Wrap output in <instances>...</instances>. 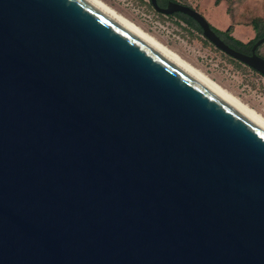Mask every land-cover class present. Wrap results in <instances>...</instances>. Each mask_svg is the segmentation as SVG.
Wrapping results in <instances>:
<instances>
[{"label":"water","instance_id":"95a60500","mask_svg":"<svg viewBox=\"0 0 264 264\" xmlns=\"http://www.w3.org/2000/svg\"><path fill=\"white\" fill-rule=\"evenodd\" d=\"M0 264H264V126L90 0H0Z\"/></svg>","mask_w":264,"mask_h":264},{"label":"rangeland","instance_id":"374dc122","mask_svg":"<svg viewBox=\"0 0 264 264\" xmlns=\"http://www.w3.org/2000/svg\"><path fill=\"white\" fill-rule=\"evenodd\" d=\"M149 34L264 119V77L226 56L175 17L157 13L149 0H100ZM200 12L210 26L247 43L264 31V0H176ZM264 56V44L259 48Z\"/></svg>","mask_w":264,"mask_h":264},{"label":"bare ground","instance_id":"6f19581e","mask_svg":"<svg viewBox=\"0 0 264 264\" xmlns=\"http://www.w3.org/2000/svg\"><path fill=\"white\" fill-rule=\"evenodd\" d=\"M97 6H99L101 9L106 11L108 14L113 16L115 19L120 21L122 24L127 26L129 29L134 31L136 34L141 36L143 39L148 41L150 44L155 46L157 49H159L161 52H163L165 55L170 57L172 60H174L176 63L181 65L183 68H185L187 71H189L191 74L196 76L198 79H200L202 82L207 84L209 87H211L213 90H215L217 93L222 95L224 98H226L228 101H230L232 104L237 106L239 109H241L243 112H245L247 115H249L251 118L256 120L258 123H260L262 126H264V119L259 116L256 112L251 110L248 106L244 105L242 102H240L237 98L232 96L230 93H228L226 90L221 88L219 85L214 83L212 80L207 78L205 75H203L199 70H196L193 68L190 64H188L186 61H184L181 57H179L175 52L168 49L166 46L161 44L159 41H157L155 38L150 36L149 34L145 33L141 28L137 27L135 24L131 23L127 19L123 18L121 15H119L117 12H115L113 9H111L109 6H107L105 3H103L100 0H90Z\"/></svg>","mask_w":264,"mask_h":264},{"label":"trees","instance_id":"16d2710c","mask_svg":"<svg viewBox=\"0 0 264 264\" xmlns=\"http://www.w3.org/2000/svg\"><path fill=\"white\" fill-rule=\"evenodd\" d=\"M166 1H173V0H161L160 3H166ZM150 3V2H149ZM151 5V4H150ZM161 5V4H160ZM162 6V5H161ZM171 17H175L180 23H184L186 24V26H188L189 28L193 29L194 31H196L197 33H201V30L200 28L196 25V23L191 20L190 18H187L186 16L184 15H181V14H175V15H169ZM211 29L217 34L219 35L220 37L223 38L224 42L229 46L231 47L232 49L236 50V51H240L242 48H249L250 45L252 44V42H249L248 44H244L243 42L237 40L236 38H234L232 36V27L229 26L226 30L224 31H221V30H218L214 27L211 26ZM256 34L257 36H261L264 34V31L263 32H259L256 30Z\"/></svg>","mask_w":264,"mask_h":264},{"label":"flooded vegetation","instance_id":"af4514ba","mask_svg":"<svg viewBox=\"0 0 264 264\" xmlns=\"http://www.w3.org/2000/svg\"><path fill=\"white\" fill-rule=\"evenodd\" d=\"M160 1L161 0H156V3H157V5L159 6V7H161V8H163V7H166V5L169 3V2H175V3H179V4H181V5H184V6H187V7H189V8H191V9H193L194 11H196V12H198L195 8H192L190 5H187V4H183V3H180V2H178V1H176V0H173V1H166V3H160ZM150 2V1H149ZM162 6H161V5ZM201 16H203L200 12H198ZM178 14V13H177ZM175 15V14H174ZM181 15H183V14H181ZM184 16H186V15H184ZM187 18H190V17H188V16H186ZM204 17V16H203ZM191 19V18H190ZM192 20V19H191ZM216 34V33H215ZM217 35V34H216ZM264 35V34H263ZM263 35H261V36H257V34L254 36V38L251 40V41H249V42H252V44L250 45V47L249 48H242L240 51H238V52H240V53H242V54H245V55H251V49H252V47H253V45L260 39V38H262L263 37ZM219 36V35H218ZM219 38L224 42V40H223V38L222 37H220L219 36ZM249 42H247V43H244V44H248ZM225 43V42H224ZM226 44V43H225ZM264 44V43H263ZM262 44V45H263ZM227 45V44H226ZM261 45V46H262ZM260 46V47H261ZM259 47V48H260ZM231 48V47H230ZM259 48H257L256 49V51H255V53H256V55L257 56H259V57H261V58H263L264 59V56H262L260 53H259ZM234 50V49H233ZM236 51V50H235Z\"/></svg>","mask_w":264,"mask_h":264}]
</instances>
